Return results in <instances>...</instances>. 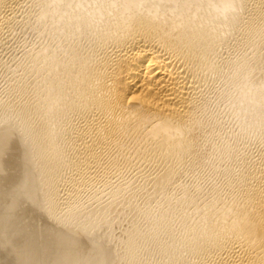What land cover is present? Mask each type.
<instances>
[{
    "label": "bare ground",
    "instance_id": "1",
    "mask_svg": "<svg viewBox=\"0 0 264 264\" xmlns=\"http://www.w3.org/2000/svg\"><path fill=\"white\" fill-rule=\"evenodd\" d=\"M250 1L252 5L249 6ZM112 2L114 6H108ZM8 3L9 0H0V8L8 6ZM82 3L80 4L83 5ZM57 4L61 6V3ZM261 7H264V0H95L90 3L85 12L90 17L96 14L98 18L94 21L88 18V23L96 25L92 37L90 36L89 53L82 52L84 48L82 51L70 50L68 60L60 63L61 67L49 70L48 85L45 84L48 94L45 95L38 89L41 93L35 94L36 97L23 100L19 104L16 121L0 126V218L2 214L8 219L11 216V220L17 217L18 220L20 217L24 225H30L36 230L33 234L39 233L45 237L47 243L43 245L46 244L49 248L53 241L48 235L42 234L46 228H40V231L31 220H43L51 224L54 240L56 237L73 246L71 251L67 250L68 253L73 250L77 252L75 247L80 248L79 255H86L89 251L92 253L88 258L85 256L87 260H83L82 264H123L125 255H131L134 250V238L142 231L141 226L135 222L116 220L119 215L128 213V210L141 208V204L138 206L136 201H127H132L133 194L141 189L150 196L156 190H164L173 175L174 163L170 164L171 159L179 157L180 160L184 156L193 159L198 156L197 143L200 137L194 132L200 120L195 115L200 97L198 73L202 67L211 65V61L206 59V53L212 46L214 35L217 37L214 24L219 23L216 19L221 17L217 18L213 14L210 17V13L216 10L217 15L218 11L229 9L231 13L228 22L234 21V24L236 21L240 23L245 20L247 24H253L250 19L254 15L258 16L257 19L264 16L263 12L260 13L263 9ZM199 9L206 11L200 12ZM79 10L84 12V9ZM82 19L83 23L87 18ZM75 23L77 24L76 21ZM88 23L86 21L83 25ZM250 24V27H245L247 32L255 29ZM257 61L260 62L258 59ZM36 64L34 65L40 68V64ZM52 110L58 116L59 122L55 121L59 123L58 126L54 124ZM74 116L78 118L76 124L72 123ZM55 125L58 129H55ZM129 154H132V158ZM121 157L130 160L134 168L136 166L140 171V180L132 186H125V183L119 182L120 178L117 181L112 178L118 167V158ZM96 166H102L100 169L104 175L103 181L100 178L99 180L105 185L115 187L110 190L112 200H108V208H102V199L93 206L86 202L75 203L78 187L83 181L80 180L82 173ZM113 167H116L115 171L110 173V168ZM62 181L72 183L74 192L70 190L65 192L66 195H59ZM21 184L26 185L23 193L18 191ZM105 185L103 186L106 187ZM227 185L229 187L226 198L216 195L217 197L204 200L200 204L197 198L196 201L192 196L183 197L185 201L187 199L191 202L183 203L192 205L195 209L193 212H201L194 221L190 220L192 217L189 211L182 215L181 234H176V238L173 236L171 242L162 241L159 244L161 250L168 255V264L185 260L186 251H191L196 257L195 260L189 259L188 264H264V152L253 160H245ZM36 204L39 205L37 210L33 207ZM62 204L68 210H64V214L59 212L61 208L58 210ZM104 208L107 212L109 209V212ZM75 218L76 221H73ZM166 219L165 225L170 228L171 222ZM100 220L102 225H97ZM18 222L20 224V219ZM122 222L124 226L130 223V233L124 230L120 232L122 234L116 232V236L114 233L112 235L116 225L121 224L120 227H124ZM37 223L41 224L39 221ZM1 224L0 222V231L3 228ZM96 225L97 230L94 227ZM160 226L161 224H154L151 230L148 229L151 239L159 238ZM51 229L50 227V232ZM26 234L27 232L24 235ZM94 241L99 245L108 243V246L98 248L99 251L94 249L95 253L91 250L92 245L97 244H93ZM54 243L58 247V241L55 240ZM27 244L24 246L27 247ZM61 244L59 243L60 246ZM32 251L37 253V250ZM23 253L16 252L17 255H13L12 260L9 259L13 262L10 263L27 260L28 257L24 259ZM130 255L128 256H133ZM66 256L63 254L59 257L60 262ZM75 257L68 264H78V257ZM58 259L54 258L55 261L51 263L56 264Z\"/></svg>",
    "mask_w": 264,
    "mask_h": 264
},
{
    "label": "rangeland",
    "instance_id": "2",
    "mask_svg": "<svg viewBox=\"0 0 264 264\" xmlns=\"http://www.w3.org/2000/svg\"><path fill=\"white\" fill-rule=\"evenodd\" d=\"M12 1L14 2V4ZM76 1L78 2V5L80 7L77 5ZM82 1L84 4L82 3ZM82 1L81 0H63V1L62 0H9L10 3H8V6L12 4L11 6L9 7L5 6L0 8V126L7 124V122L9 121H16L19 115L17 113L19 111L18 107L23 100H28V99L31 100L32 98L36 97L37 93H41L40 90H42V93L44 92L45 95L48 94V90H46V85H48L49 79H47L48 78L47 76H49L50 74L49 70L52 71V69L53 68L56 69L55 67L57 66L61 67L63 62L65 63L68 60L67 59L69 58L68 55H70V52L72 50L78 49L82 51V48H84L83 49L84 51L82 52L89 53L90 50L89 46L91 44L90 36L92 37V33H94L93 28L96 29V25L93 24L91 21L92 20L94 21L95 18H98V15L94 14L93 16L90 17L88 16L89 15L88 12H85L87 9L86 7H88L90 3L92 4L95 0H82ZM103 1L105 2V0ZM62 2L64 3L62 4ZM79 2L82 3L83 5H81ZM57 3H61V6ZM250 5H252L251 1L249 6ZM108 6H114V3L112 2V5L108 4ZM261 8L263 9L261 10L260 13L262 12L264 13V7ZM79 9L81 10L84 9L83 10L84 12H81ZM224 9L223 11H218V14L221 13V15L218 14L216 15L215 14L217 13L215 12L216 10H214L213 13H210V17H213L211 14L217 16V18H219L220 16L221 17L218 20L216 19V21H218L219 23L214 24L216 30L215 34L217 35V37L214 35L215 38L213 37V40L211 41L212 46L209 49V51L206 53V59H208V62L211 61L209 62L211 63V65H206L207 68L205 66L202 67L198 73L200 74L199 75L200 97L198 99L199 106H197L195 110V115L196 117H198L197 120L199 119L200 120L198 121L199 122L198 128H196V130L194 129V132L196 134L198 133L197 135L200 137L199 142L197 143L198 145L197 149L199 152L197 156L198 158L195 157L193 159H190L184 156V157H180V160L179 157H175L171 159L172 162L170 161V164L173 165L174 163L173 175L171 176V180L166 185L164 190H160V192L159 190H156L157 193L155 191L150 196L146 194L147 192H145V190L141 189L138 193L133 194L132 199L133 198L134 199L132 201H130V199L129 201H127L133 203H135L134 201H136L138 206L141 204V206H139L141 208L128 210V213L126 212L123 216L119 215L116 218V220L119 221L124 220L125 222L126 220L128 221L130 220L131 222H135L138 224V226H141L140 228L142 231L140 233L141 235L139 234L134 238L136 239L134 241L135 242L134 243L135 247L133 248L134 250L132 251L131 255L128 254L130 256L133 255L134 257L133 256L129 257L128 255H125L126 257H124V259L125 260L129 259V261L123 260L122 261L123 264L124 262L126 264H129L130 262H132L130 264H163L164 261L165 262L168 261L167 260L168 255L166 251H164L163 249L161 250L159 244L162 241L171 242L174 238H176V234L178 233L181 234L182 226L180 223L181 222L180 219L182 215L187 214V212L189 211L190 213L189 212L188 213L192 217L190 220L194 221L201 212V210H197L199 212L196 211L193 212L195 210L193 209V206L186 205V204H191V202H188L187 199H186L187 201L186 203L185 201V198H187L186 196H192L195 199L197 198L198 201L197 199L196 201L200 204H202L204 200L212 199L213 197H217V196L222 198L228 197L226 196L228 195V187H229L227 184L231 179L232 175L243 166L245 160L246 161L253 160V158H256L257 155H259L261 152H264V103H263L264 63L262 64V62H264V38H263L264 16L261 18L259 17L257 19L258 16L256 17V15H254L255 17L250 19L253 21V24L251 22H249V24L251 23L253 29L255 28L254 30H252V32L250 31L251 32L250 33L247 32L246 29L247 27L250 26L249 24L246 23L245 20H241L242 22L240 21V23L236 21V23L234 24H232L234 21L232 23L231 21L228 22V17L231 12H229V9H225V10ZM60 10L64 11V14L62 11L59 12ZM200 10L201 9H199V11ZM203 11L206 10L203 9L200 12ZM80 12L81 14H79ZM223 14L227 18H225ZM78 15L82 16L81 19L80 16ZM82 18L84 19L87 18L86 20H84L85 22L83 23H86V21L88 23L89 19L91 20L90 21L91 23H88L87 25L85 24L83 25ZM253 19L255 20L257 19L258 21L257 20L255 21ZM79 20L81 23L79 22ZM75 21L77 22V24L75 23ZM91 25L94 26L92 27ZM257 59L260 62H258ZM32 62L34 64L39 63L40 68L37 67L38 64H36L37 66H35ZM257 62L258 64H260L259 65L260 67L258 66ZM60 67H58V69ZM40 77L41 80L39 79ZM38 89L40 90L38 91ZM28 95L29 96L32 95V96L29 97ZM259 101L261 104H259ZM53 114L56 115L55 110H52V116L55 119L54 124L58 126L59 123L55 122V121L59 122L58 116L56 115L57 116L56 118V116ZM75 119L77 120L75 121ZM72 120H73L72 123L76 124L78 118L74 116ZM56 125L54 127L55 129H58ZM128 156L132 158V154H129ZM125 159L123 157L118 158L119 161L118 167L117 168L113 167L112 169L110 168V173L111 172L114 173L115 171L114 168H116V171L113 174L114 176L112 175V178H116L115 181H117L120 178L119 182H123V184L125 183L124 184L125 186L127 185L132 186L133 184L137 183L138 180H140L141 178L140 171H138L136 166L134 168L130 160L128 161V159L126 160ZM125 163L128 168L125 166ZM129 164L132 167L128 166ZM97 167L98 166L93 167L92 169L86 170V172L82 173L84 176L81 175L80 177V180H83L81 181L80 186H82L83 184L84 185L82 187L80 186L78 187V191L75 197L77 198V201L75 200L76 204L78 203L84 204L86 202V204L88 205L90 204L89 206H93L94 204L99 203V201H101L102 199L103 202L106 203V204L103 203L104 205L102 204V208L103 206L105 208L106 207L108 208L107 202L108 200L110 201V199L112 200L111 191L115 187L114 185L112 187V185L108 186L101 182L104 179L103 171L102 169H100L102 168V166H99L98 168ZM135 171H137L136 174ZM16 173L18 175L17 171ZM82 178H84L85 180ZM99 178L101 181L99 180ZM96 181L97 184L95 183ZM127 183L129 184L132 183V184L129 185ZM70 184L68 181L67 182L62 181L60 184V187L62 188L59 187L60 189L59 195L61 196L66 195V193L70 192V190L71 192H74L71 188L72 183ZM103 185H105L106 187H104ZM20 186L24 187V189L19 187L20 190L18 191L23 193L22 191L26 189V185L21 184ZM194 193L195 195L193 196ZM167 198L170 199L168 200ZM200 198L202 201L200 200ZM180 199H184V200L181 201ZM184 201L186 204L183 203ZM33 207L34 209L36 208L37 210V208H39V205L36 204V207L35 205ZM63 208H64L63 204L60 207H58V210L60 209L59 212L61 214L62 213L64 214L65 211L68 212V210H65L66 208L64 209ZM106 210L107 209H105V211ZM132 211L135 212V214ZM130 212L132 213V216H130L131 215ZM127 215L130 218H128ZM124 216L126 219L124 218ZM10 218L11 216L9 217V219ZM17 218L9 220L8 218H6V216L4 217L3 214H2V218H0V222L2 223L1 226L3 227L2 230L0 231V245H1L0 264H11L10 262L12 261L10 260L13 259L12 258L13 255L15 257L17 254L23 253L22 251H24L25 253V254L23 253L24 259L25 258L27 259V257L28 259L25 260L27 262H25L22 259L20 262L21 264H30V263L52 264L53 261H55L54 258L58 259L59 257H62L63 254L67 255L66 258L63 257L61 259L62 262H60V258H59L56 264H68L71 261V258L75 257L74 255L80 254L79 247H75L78 249V250L76 249L77 252H74L75 250H73L72 252L68 253L69 250L71 251L70 248L73 249L71 243L69 242L70 243L69 245L67 241L63 242L61 239H57L56 237L55 240L58 241L57 244L58 247L54 246L55 243L53 244V242H55V240L53 238L54 235H52L53 227L51 226V224L46 223L43 220H38L39 223L41 222V224L38 225L37 223L38 221L36 219L33 218L34 220H31L33 225H36V227H39V229L46 228L43 231V233L42 232L41 233L44 234L45 236L48 235L50 239H52L53 242H51L52 244H50L51 247L49 248L48 245L46 244L43 245V243H47L45 241L44 236H42L39 233H38L39 235L37 233L33 234V231L35 232L36 230H33L30 225H24L20 217L19 219L21 222L20 224H18L19 219L17 220ZM166 218L169 219V223L171 222V225L169 224L170 228L165 225ZM77 219H79V217H77ZM73 221H76V218ZM101 221L102 220H100L97 223V225L98 224L102 225ZM140 223L142 224L140 225ZM42 224L43 226L45 225L47 227L45 226L43 227ZM154 224H159V225L161 224L160 226L161 228H159L161 229V233L159 238L151 239V236L148 235L150 233L148 229L151 230V227H153ZM97 225L94 226L96 227V230H97ZM15 226H20L21 228ZM25 226L26 229L29 230V232L28 230L25 229ZM49 226L52 228L51 232L49 230L50 229ZM120 226L121 224L116 225L113 228L112 235L114 233V236H116L117 234L123 232L124 230H126L125 232L130 233L131 231L130 223L127 224L128 227L124 226V222H122V226L124 227H120ZM41 229L40 231L43 230ZM24 231L25 233L27 232L26 235H24L25 234L23 233ZM46 231H48L47 232L48 234H45ZM12 232L14 233V235ZM49 232L51 233V235ZM116 232L118 233L116 234ZM29 237L33 239H30ZM155 239L157 241L158 240L161 241L156 242ZM95 242L96 241H94L93 244H95ZM59 243H62L61 245L63 247L60 246ZM17 244L21 245L22 248ZM24 244L25 245L27 244V247L24 246ZM107 244L99 245V243H97L95 245H92L91 250H93L96 253L94 249H97L99 251L98 248L100 247L105 248L106 246H108ZM29 245L31 248H33L32 250L34 251L37 250L38 254L36 252H33L29 247ZM65 246L66 247L70 246V247L66 248ZM18 247H20L22 250ZM46 247H48V249ZM158 247L160 248V250H158ZM6 248L7 251H5ZM12 248L16 251L13 252ZM62 250H64V252ZM26 252L30 254L28 255ZM8 253L10 254L11 257L9 256ZM11 253L14 254L11 255ZM186 253L188 254L186 255ZM186 253L184 254V258L185 257L187 258H185V260L184 259L177 260L175 264L176 263L188 264L189 259L192 260L196 259L195 254L193 255L191 251H186ZM81 254L82 255L76 256L78 257V259H76L78 264L84 263V261L87 260L88 256L90 257L92 255L90 251L88 253L86 252V255L83 253ZM85 256L87 257L86 259ZM130 259L131 260L135 259V260L131 261ZM28 260H32V261L34 260V262H30V261L28 262ZM165 262L164 264H168V262L166 263ZM20 263L16 262V264H20Z\"/></svg>",
    "mask_w": 264,
    "mask_h": 264
}]
</instances>
